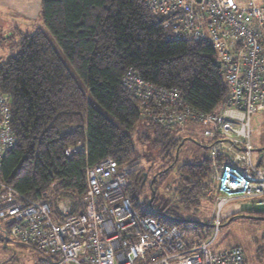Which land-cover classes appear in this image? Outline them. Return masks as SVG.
Here are the masks:
<instances>
[{
    "label": "trees",
    "instance_id": "trees-1",
    "mask_svg": "<svg viewBox=\"0 0 264 264\" xmlns=\"http://www.w3.org/2000/svg\"><path fill=\"white\" fill-rule=\"evenodd\" d=\"M40 18L59 50L42 28L17 30L0 63V93L9 97L16 138L0 179L53 209L69 202L75 213L87 188L86 168L111 158L128 171L125 192L141 216L175 225L198 241L208 236L209 226L182 216L208 200L213 161L207 153L178 167L170 200L156 190L151 203L141 199L147 177L156 176L153 190L177 164L186 139L177 136L182 129L153 122L122 77L132 71L145 82L176 89L194 112L218 111L226 88L210 44L169 39L164 22L151 16L142 0H41ZM141 121L138 141L148 150L145 163L132 136ZM0 228L6 232L1 222Z\"/></svg>",
    "mask_w": 264,
    "mask_h": 264
},
{
    "label": "built area",
    "instance_id": "built-area-1",
    "mask_svg": "<svg viewBox=\"0 0 264 264\" xmlns=\"http://www.w3.org/2000/svg\"><path fill=\"white\" fill-rule=\"evenodd\" d=\"M142 2L164 22L169 39L207 41L224 77V106L207 114L188 108L176 89L145 82L132 71L122 77L153 122L207 127L203 135L214 142L208 150L216 181V192L209 194L217 208L213 232L198 241L175 225L141 216L125 192L128 171L111 158L86 168L87 188L75 213L69 202L53 209L0 179V222L15 246L37 255L36 264H246L240 246L212 247L228 202L254 200L264 210V171L253 161L250 144L251 118L264 108V8L255 0ZM10 120L9 97L0 93V171L16 143ZM219 155L226 157L220 164Z\"/></svg>",
    "mask_w": 264,
    "mask_h": 264
},
{
    "label": "rangeland",
    "instance_id": "rangeland-1",
    "mask_svg": "<svg viewBox=\"0 0 264 264\" xmlns=\"http://www.w3.org/2000/svg\"><path fill=\"white\" fill-rule=\"evenodd\" d=\"M255 2L264 8V0H255ZM40 6L41 0H0V41L2 43L0 54H8L14 40H9L10 33H13L17 28L22 32H26L24 30L26 28L28 31L30 30V33L37 28L46 31L40 18ZM262 32L264 34V23ZM46 34L56 49L59 50L48 31H46ZM62 58L66 61L64 56ZM85 92L89 97L88 91L85 90ZM89 100L97 107L90 97ZM143 125L144 123L141 121L135 127L132 136L135 148L142 156L140 162L145 163L148 150L146 146L138 141L139 130L144 128ZM205 128L206 126L202 124L187 123L181 131L177 132L179 138L186 139L180 149L177 164L163 181L157 182L153 190L150 188V184L155 175L147 177L145 190L141 196L142 200L147 197L151 199L155 190L157 196L170 200L171 192L168 188L174 181L178 167L189 162L193 156L208 154L209 147L214 143L213 140L203 135ZM250 144L253 149V161L255 163L260 162L264 171V108L258 110L251 118ZM208 184L210 187L207 192L208 200L202 199L197 210H190L182 216L185 220L199 221L209 226V233H212V221L214 216L217 215L216 203L210 197L216 192L213 171L210 174ZM154 207L157 208V205L155 204ZM4 242H7L6 247H4ZM232 246H240L243 249L246 264H264V210L262 207L255 205L254 200H232L220 211V230L212 250L220 251ZM36 261L37 255L33 251L17 248L5 230L0 228V264H36Z\"/></svg>",
    "mask_w": 264,
    "mask_h": 264
},
{
    "label": "crops",
    "instance_id": "crops-1",
    "mask_svg": "<svg viewBox=\"0 0 264 264\" xmlns=\"http://www.w3.org/2000/svg\"><path fill=\"white\" fill-rule=\"evenodd\" d=\"M21 29H23V27H21ZM17 30H19L20 32H22L20 29H16L15 31H17ZM24 30L26 31V32H22V33H29V31L26 29V28H24ZM34 31V30H33ZM11 34L12 33H10V36H11ZM2 43H1V41H0V45H1ZM7 56V54L6 55H2V54H0V63H1V61L5 58ZM207 128V127H206ZM241 217V216H240ZM239 218V217H238Z\"/></svg>",
    "mask_w": 264,
    "mask_h": 264
},
{
    "label": "water",
    "instance_id": "water-1",
    "mask_svg": "<svg viewBox=\"0 0 264 264\" xmlns=\"http://www.w3.org/2000/svg\"><path fill=\"white\" fill-rule=\"evenodd\" d=\"M197 2H200V0H197ZM219 66V65H218ZM183 143H181V145H182ZM178 152V150L176 151V157H175V161L177 160V153ZM156 177V176H155ZM155 177L152 179V181H151V184H150V188H152V184H153V182H154V179H155ZM154 196H155V191L152 193V198H151V200H150V203H151V201H152V199L154 198ZM149 203V204H150ZM233 219V218H232Z\"/></svg>",
    "mask_w": 264,
    "mask_h": 264
}]
</instances>
